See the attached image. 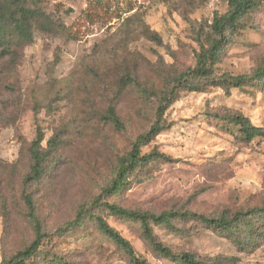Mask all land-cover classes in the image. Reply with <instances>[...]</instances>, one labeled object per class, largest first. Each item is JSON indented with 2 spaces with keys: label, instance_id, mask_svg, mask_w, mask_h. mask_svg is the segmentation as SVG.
Masks as SVG:
<instances>
[{
  "label": "rangeland",
  "instance_id": "obj_1",
  "mask_svg": "<svg viewBox=\"0 0 264 264\" xmlns=\"http://www.w3.org/2000/svg\"><path fill=\"white\" fill-rule=\"evenodd\" d=\"M23 3L52 22L45 29L33 21L31 42L12 29L9 41L0 43V262L36 238L24 200L30 195L43 230L52 234L82 207L90 210L80 225L46 237L35 264H133L99 229V215L149 263L185 264L157 253L141 221L91 203L154 123L161 96L198 64L211 43L215 13L228 12V0ZM229 35L213 76L196 78L201 90H180L165 113L171 126L142 148L173 161L139 166L127 188L104 200L150 214L189 211L213 219L264 207V137L248 141L229 119L243 114L264 129V91L252 80L215 84L252 76L264 66V0ZM112 108L118 122L109 118ZM39 128L44 148L50 149L51 139L58 144L46 159L44 176L26 181ZM249 219L234 235L198 219L152 227L177 254L191 253L207 264H264V212ZM251 227L257 232L250 233Z\"/></svg>",
  "mask_w": 264,
  "mask_h": 264
},
{
  "label": "trees",
  "instance_id": "obj_2",
  "mask_svg": "<svg viewBox=\"0 0 264 264\" xmlns=\"http://www.w3.org/2000/svg\"><path fill=\"white\" fill-rule=\"evenodd\" d=\"M228 3V12L223 14L219 12L215 13L209 31L211 43L200 53L198 64L194 68H190L179 75L176 78V85L161 96L157 106L154 123L146 132L138 136L132 149L120 160L115 179L111 184L106 186L102 193L91 203L92 205L104 207L110 211L111 214L117 215L118 217L141 221L144 227V235L157 253L174 261L180 260L185 264H207V262L198 259L191 253L177 254L171 247L157 239L153 231L152 223L172 225L174 219L177 218L183 220L198 219L208 224H213L216 228L234 235V233H236L234 231L235 228L239 227L245 221L248 222L251 214L264 212V207L253 209L249 211V213L238 212L233 216H229L230 213L225 212L220 218L213 219L189 211H165L160 214H150L147 212L132 210L116 203H111L104 200V196L115 194L127 188L130 184V181L128 180L129 177L139 166L157 160H161L162 162L173 161V158L166 153L151 152L149 154H144L142 148L158 134L171 126V124L167 123L165 119V113L167 109L180 98V90H201V85L195 83L196 78H211L213 76L215 65L219 61L225 46L230 42L229 31L238 28L240 19L255 8L259 3V0H228ZM33 21L39 22L40 26L45 29H48L52 22L51 18L44 11L24 5L23 0H3V3L0 6V43L6 44L9 41V34H13L11 31L12 29H14L17 37H19L21 41L31 42L33 40ZM229 80L233 82L235 86H241L248 80H252L264 91V66L259 68L252 76H231L223 82L219 79L215 84L224 85L225 82H228ZM109 114L111 120L118 122L117 114L113 108L110 109ZM229 119L232 123H235L240 127L241 135L248 141H252L256 137H264L263 127L252 124L249 117L243 114H234L229 116ZM43 141V132L39 128L37 130V136L33 140L30 148L33 165L26 181H38L44 176L46 159L50 155L53 146L55 147L58 144L57 139H51L49 141L50 149H46L42 145ZM24 200L27 203L33 218L36 238L29 246L18 251L9 258L3 259L0 264H35L34 255L39 250L46 237L53 236L54 234H62L80 225L90 212L86 206L82 207L74 219L69 221L64 227L59 228L56 233L52 234L43 230L40 220L34 213L35 207L31 196L25 195ZM96 221L99 229L127 252L133 264H151L145 258L138 255L133 244L117 229L111 226L103 216H96ZM251 232H257V230H255L254 227H251L250 233Z\"/></svg>",
  "mask_w": 264,
  "mask_h": 264
}]
</instances>
